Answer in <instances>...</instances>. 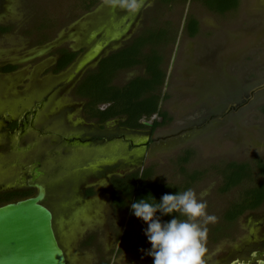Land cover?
Returning a JSON list of instances; mask_svg holds the SVG:
<instances>
[{
    "label": "rangeland",
    "instance_id": "374dc122",
    "mask_svg": "<svg viewBox=\"0 0 264 264\" xmlns=\"http://www.w3.org/2000/svg\"><path fill=\"white\" fill-rule=\"evenodd\" d=\"M188 17L199 23L194 37L186 31ZM0 26L9 28L0 33V68L8 63L17 67L11 74L0 69V190L26 187L27 172L41 165L45 203L52 210L67 264H152L140 247L145 225L130 208L114 210L108 179L97 173L109 164L118 166L122 174L149 169L151 180L182 191L192 188L206 202V212L217 219L207 225L205 264H226L242 250L260 245L264 206L246 211L232 225L224 215L244 190L264 182L257 167L258 161L264 164V90L243 105L250 92L264 83V0H240L237 10L224 15L192 0L169 5L143 0L134 15L105 6L104 0L90 13L79 0H0ZM149 27L170 32L167 42L156 47L166 73L158 92L159 107L170 121L154 129L155 141L148 149H131L122 142L59 147L54 139L40 138L27 128L20 137L2 135V115H20L45 97L50 100L42 117H52H48L50 126L44 125L47 130L98 133L81 111L82 99L72 91L55 90L62 83L74 84L101 58ZM58 43L81 53L66 71L54 76ZM144 72L142 67L122 71L113 83L123 86ZM47 91L54 94L46 96ZM154 120L160 121L154 115L143 122ZM112 121H106L107 131L114 129ZM64 122L69 128L63 130ZM185 129L187 133H179ZM124 133L131 138L142 134ZM126 161L130 168L121 165ZM234 163L249 164L253 177L224 193V170ZM87 239L89 246L84 244Z\"/></svg>",
    "mask_w": 264,
    "mask_h": 264
},
{
    "label": "trees",
    "instance_id": "16d2710c",
    "mask_svg": "<svg viewBox=\"0 0 264 264\" xmlns=\"http://www.w3.org/2000/svg\"><path fill=\"white\" fill-rule=\"evenodd\" d=\"M102 1L79 0V3L85 12H90ZM187 1L158 0L162 5H169L175 2L185 3ZM192 1L200 2L205 9L218 15L235 11L240 5V0ZM186 25L188 36L194 37L198 34L199 23L193 17H188ZM7 31H9V28L0 27V33ZM169 37L170 32L166 28L151 29L149 27L126 43L123 48L101 58L96 68L86 73L73 92L76 97L85 101L83 113L86 119L104 123L114 118L124 117L126 118L124 123L126 126L146 128L142 121L149 120L155 115L161 118L162 121H154L153 129L168 123L170 118L159 107L160 94L158 92L165 83L166 73L161 67L162 57L156 47L162 42L166 43ZM147 49H149V52ZM58 53L60 57L54 68L55 72L66 69L75 61L78 55V53L70 52L69 50H60ZM135 67H142L145 70L143 75L133 78L123 86H117L113 83L118 73L132 70ZM15 70H17V67L12 65L1 69L2 72H13ZM101 104H106L107 107L104 110H100ZM261 111L264 114V106ZM184 161H187V158ZM257 167L259 174L264 177V164L258 161ZM252 174V168L249 164L234 163L227 166L226 170H224V182L221 191L225 193L241 185L242 182L251 179L253 177ZM151 175V170L145 169L141 174L136 172L127 175L125 179L116 178L113 181L114 189L111 193V204L114 210L126 211L130 208V202L133 200L145 197L150 200L151 197H147L149 194L158 201L165 193L175 194L177 191H182L179 186L151 180ZM35 194V189H21L0 193V206L24 200ZM262 206H264V182H259L254 187L242 192V196L227 209L224 219L229 225H232L246 211L256 210ZM170 218L169 216H163L161 220L167 221ZM144 225L145 227L147 226L146 224ZM219 232L221 231L218 229ZM219 234L221 236L225 235L223 232ZM127 236L128 234L125 233V238ZM88 243L90 242H84L85 246L90 245ZM140 247L144 253L151 247L146 237L142 240Z\"/></svg>",
    "mask_w": 264,
    "mask_h": 264
},
{
    "label": "clouds",
    "instance_id": "9594fccd",
    "mask_svg": "<svg viewBox=\"0 0 264 264\" xmlns=\"http://www.w3.org/2000/svg\"><path fill=\"white\" fill-rule=\"evenodd\" d=\"M105 6L136 14L143 0H104ZM130 202L133 216L146 228L144 235L150 244L146 255L152 264H205L207 225L217 217L206 212V202L198 199L192 188L165 193L157 201L151 194ZM171 217L162 221L161 217Z\"/></svg>",
    "mask_w": 264,
    "mask_h": 264
},
{
    "label": "flooded vegetation",
    "instance_id": "af4514ba",
    "mask_svg": "<svg viewBox=\"0 0 264 264\" xmlns=\"http://www.w3.org/2000/svg\"><path fill=\"white\" fill-rule=\"evenodd\" d=\"M88 13H90V12H88ZM0 27L6 28L4 26H0ZM4 33H6V32H4ZM60 50H69L70 52H77V51L69 49L68 47L59 46V43H58L57 47L55 48L56 55L54 54L56 56V61H55V64L53 65V70L51 71L54 76L59 75L63 71H66L74 63V62L71 63L63 71L55 72L54 68L58 62L59 57H60L59 53H58ZM80 53H78L76 59L78 58ZM76 59H75V61H76ZM11 65L15 66L12 63H8L6 65H3L2 68H5V67L11 66ZM2 68H0V69H2ZM16 71L17 70H15L13 72H2V71L1 72L3 74H11V73H14ZM89 71L90 70L84 71L83 74H81L80 78L78 80H76L74 84L73 83H71V84L62 83L55 91H58L59 94H66L70 91H72V93H73L77 84L82 80V78ZM52 94H54V92L53 93L49 92V91L46 92V96L49 95L51 97ZM73 95H74V93H73ZM48 100H50L49 97H45V98L37 101L32 107L23 110L20 113V115H17V116L13 115V114L2 115L1 116V121L3 123L2 124V135L3 136H9V137H14V136L20 137L26 132V128H27L29 131H33V133L39 135L40 138H51L50 140L54 139L56 142H58L59 147L61 146V144H64L65 148H76V147L79 148L82 146H87V147L93 148L95 146H99V145H102V144H105L108 142H113V143L122 142V143L130 146L131 149H133V148L134 149L135 148L136 149H140V148L141 149H148V147L152 143H154V141H155V139H153V131H154L153 125L155 123L154 122L155 120L152 121L151 123H148L149 125H145V123L142 121V124L146 127L147 131H142L144 128L126 126L124 124L126 122V118H124V117L112 119L114 129L112 131L108 130L110 132L107 131V127H108L106 125L107 122L97 123V122L93 121V123L90 124L89 126H91L93 128L95 127L97 129L98 133H95V135L90 132V133H87L86 136H84L85 134L81 135V134H83L81 132H80L81 133L80 134L78 132H73V131L71 133L63 132V133H65V134H63L62 132H60L59 130L56 129L57 127L51 128V130H47V128H45L44 125L50 126V122H49L50 120H48V117H50V119L52 117L48 116L47 118H43L42 115H43V112H44L43 110L46 107ZM81 101L83 102L81 105L82 106L81 111L83 113L85 101L84 100H81ZM69 108H67V109H69ZM65 109L66 108H64V110ZM35 110L37 111V113L34 115L33 111H35ZM71 111H75V108L73 106L71 107ZM159 119H160L159 122H161L162 119L161 118H159ZM93 124H94V126H93ZM67 127L69 128V126L65 122L61 126L62 129L67 128ZM203 127L201 126V128H203ZM58 129H60V128H58ZM124 132H128L129 134H136V135H139L141 133L142 134H141V137H139V138H131L127 134H125ZM187 132H188V129H185L179 133L185 134ZM44 134H49L50 136H44ZM178 134H173L172 136H178ZM54 153L59 154V152H56V151ZM125 164H128L127 165L128 168H130V166H132V164L128 163L127 161L121 163V165H125ZM111 166L112 165H110V164L102 166L100 168V171H98L97 173L101 174L103 176L104 175L106 176V178L108 179V184L111 187L112 191L114 189L113 181L116 178L125 179L127 175H131V174L136 173V171H133V172L131 171L128 173H123V174L118 173L117 172V171H119L118 166H116V167L115 166L111 167ZM36 168L38 170H41V165L39 166L38 164H36V166H34L30 171L27 172L26 177L28 178V180H27L28 184L26 187L14 188V189L13 188L2 189V190H0V193L12 192L14 190H21V189H23V190L24 189H35L32 186L33 184L30 182V180L32 179L33 176L36 175V172H35ZM38 182L41 183V180H39ZM90 187L91 186H86L85 190L89 189ZM88 196H89V194H88ZM44 205L48 209H50L49 206L46 205V203ZM51 212H52V210H51ZM87 241L90 242V239H87ZM87 241H85V242H87ZM88 244H91V243H88ZM260 261H264V238L260 242V245L256 246L255 248H249V249L242 250L239 253V255L230 257L226 264H258Z\"/></svg>",
    "mask_w": 264,
    "mask_h": 264
},
{
    "label": "water",
    "instance_id": "95a60500",
    "mask_svg": "<svg viewBox=\"0 0 264 264\" xmlns=\"http://www.w3.org/2000/svg\"><path fill=\"white\" fill-rule=\"evenodd\" d=\"M101 7L103 4L97 9ZM261 90H264V83L250 92L243 105ZM35 172L30 180L36 190L34 196L0 206V264H67L55 233L53 213L44 205L47 189L38 182L44 173L37 168Z\"/></svg>",
    "mask_w": 264,
    "mask_h": 264
}]
</instances>
